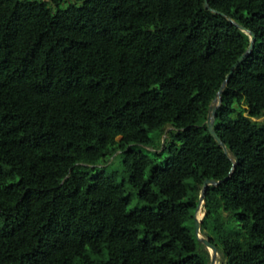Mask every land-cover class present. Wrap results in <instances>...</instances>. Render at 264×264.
<instances>
[{
    "label": "trees",
    "instance_id": "16d2710c",
    "mask_svg": "<svg viewBox=\"0 0 264 264\" xmlns=\"http://www.w3.org/2000/svg\"><path fill=\"white\" fill-rule=\"evenodd\" d=\"M63 2L0 0V264H210L206 180L200 234L264 264V0Z\"/></svg>",
    "mask_w": 264,
    "mask_h": 264
},
{
    "label": "water",
    "instance_id": "95a60500",
    "mask_svg": "<svg viewBox=\"0 0 264 264\" xmlns=\"http://www.w3.org/2000/svg\"><path fill=\"white\" fill-rule=\"evenodd\" d=\"M208 2H209V0H206L205 6L209 9ZM241 29L244 32H246L247 35H249V37H250V46L247 49V51L231 67V69H230L225 81L223 82V84H222V86H221V88H220V90L218 92V95H217L215 101L213 102V106L211 107V110H210V112H209V114L207 116V119L205 121V125L207 127V131L213 137V139L223 148V150L226 153H227V149H226L224 143L218 137L217 133L214 130L213 118H214V115H215V112H216L218 106L221 103V94H222L223 89L227 85L228 80L230 79V77L233 74V72L235 71V69L249 56V54L251 53V51L253 50V47H254L255 35L253 33H251L250 31H248V30H245L243 28H241ZM228 178L229 177H227V179ZM219 184H220V182H218V181H213V180L204 181V183L202 185V189H201L200 203H199V205L197 207L196 218H195L196 235H197L198 239L202 242V244L208 249V251L210 253V256H211L210 264H216L217 251H216V248L214 246H212L207 239H205V238L200 236L201 235L200 234V222H201L202 217L199 219L197 217V213L200 211V209H203V207H204V195H205L206 188L208 186H210V185L216 186V185H219Z\"/></svg>",
    "mask_w": 264,
    "mask_h": 264
},
{
    "label": "rangeland",
    "instance_id": "374dc122",
    "mask_svg": "<svg viewBox=\"0 0 264 264\" xmlns=\"http://www.w3.org/2000/svg\"><path fill=\"white\" fill-rule=\"evenodd\" d=\"M65 1H66V3L63 2V3L61 4V8H64V7L67 5V2H69L70 0H65ZM263 120H264V117H261L260 119H258V121H263ZM148 150L151 151V149H148ZM142 205H143L142 203H140L136 198H134V199L132 200L130 206H129V209H132V208H134V207H141ZM199 212H201V217H202V216H203L202 209H200ZM199 212H198V213H199ZM201 217H200V218H201ZM200 236L203 237L202 235H200ZM221 262H222V257H221V255H220L219 253H217V255H216V264H221Z\"/></svg>",
    "mask_w": 264,
    "mask_h": 264
},
{
    "label": "bare ground",
    "instance_id": "6f19581e",
    "mask_svg": "<svg viewBox=\"0 0 264 264\" xmlns=\"http://www.w3.org/2000/svg\"><path fill=\"white\" fill-rule=\"evenodd\" d=\"M197 217L200 219V217H201V212L197 213Z\"/></svg>",
    "mask_w": 264,
    "mask_h": 264
}]
</instances>
